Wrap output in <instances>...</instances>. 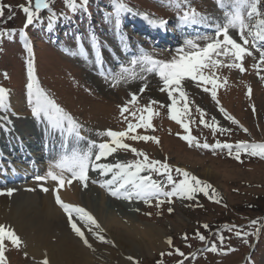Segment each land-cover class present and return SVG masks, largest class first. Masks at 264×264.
<instances>
[{
	"label": "rangeland",
	"instance_id": "1",
	"mask_svg": "<svg viewBox=\"0 0 264 264\" xmlns=\"http://www.w3.org/2000/svg\"><path fill=\"white\" fill-rule=\"evenodd\" d=\"M0 2L11 5L15 10L13 19H6L9 15L7 9H5V18H0V30H14L11 37L0 38V87L5 88L9 93L6 115L13 125L12 128L16 129L20 135V139L27 137L26 139L31 140L36 137L34 141L45 139L44 141L48 143L46 140L48 131L39 129L33 133L30 131L32 127L46 128L44 125L48 120L43 116L34 117L32 106L28 102L27 88L24 85V72L27 73L29 59L24 47L25 40H27L33 49L34 78L37 79L35 80L38 86L65 112L71 111L85 122L82 124L80 121H76L88 132L86 138L80 133L84 137L83 141H77L75 136L66 135L72 150L77 146L81 149L86 148L89 141L96 144L97 141H108L107 136L99 135L108 129L123 131L127 127V122L118 110L131 99L132 93H137L138 102L136 105H129L130 111H137L148 105L151 100L160 102L152 106L154 112L159 113V115H154L151 121L154 130L139 128L136 132L138 135L156 137L159 143L151 140L148 142L125 140V143L145 152L150 159L160 161L167 159V163L173 169L181 168L211 185L208 190L209 195L197 192L191 200L173 197L171 203L163 196L153 198L147 203L135 198L131 201L123 198L111 200L106 197L104 199L106 210L122 215L119 208L122 207L127 212L128 218H130L129 215H133V219L153 224L163 233L165 246L152 255L137 256L134 258L135 264H157L158 261H161L162 264H179L181 260L184 261V264H243L245 258H247L246 264H263L264 158L241 153L240 159L237 160L235 150L232 155H229L227 149H204L196 147L195 144L190 147L181 138L189 133H186L180 124L170 119L167 106L171 104V100L166 92L159 90L162 87V82L158 75L142 73L137 68L135 79H121L116 83L109 77L108 84H105L104 77L98 80L100 71L97 69L96 72V66L94 68L92 56L89 54L93 53L96 48L103 52L108 49L110 54L118 55V51H115L114 47L120 48V45H123L121 49L129 53L120 54L121 57L126 58V67H130L129 60L131 58L138 57L143 52L151 54L155 59L169 61L177 55V49L180 46L159 47L154 45L156 49L153 51L152 43H144V39L139 35L141 33L137 32L142 29L137 26V23L140 25L142 19L145 22H149L151 19H165L167 23L164 27L170 32V27L167 24L176 22L175 15L178 14L179 9L169 7V0H123L132 11L122 13L120 23L117 25L113 0H89L86 9H79L78 14L73 17L71 15L74 13L65 8L64 0H54L52 7L59 18L51 28L48 27L47 13L42 12L43 23L35 22L25 29V16L17 7L24 4L25 0H0ZM180 3L182 6L186 3L192 5V8L202 9L204 13L200 12L201 14L210 16L214 20H223V13L217 8L215 0H180ZM260 10L264 12V0H261ZM61 13L64 15H60ZM145 15L149 18L148 20L144 19ZM110 16V19H106ZM21 31L25 32L24 37L20 35ZM122 34L127 35L129 39L130 36H134L142 43L136 48L122 44L119 42V38H124ZM230 34L236 38L235 31H231ZM93 35L99 43V46L95 48L93 47ZM141 49L144 50L140 51ZM24 54H26L25 65ZM254 57L245 58L246 71L244 73L228 68L215 70L216 74L224 75V80L225 78L227 80L226 84L217 89L219 107H223L228 115L238 121V124H233L225 119L219 111L217 103L213 101L210 92L203 91L197 82L190 79L182 81L183 91L187 93L191 111V116L185 118V122L195 121L189 123L190 134L201 144L204 142L215 144L217 141L233 145L240 141L264 143V79L260 78V76H264V65L261 66L258 76L257 69L253 68V65L258 62L259 53L254 51ZM123 65L125 66V63ZM121 66L119 65V68ZM205 73L212 74L211 70H205ZM224 80H218V82L222 83ZM144 86H146V90L139 94L140 88ZM207 87L211 88V85H207ZM249 87L251 88L250 97L248 95ZM174 95L177 97V107L179 108L183 101L179 99L178 93H174ZM161 104L165 107H160ZM197 107L206 113L204 119L207 123L211 124L215 118L219 127L231 131L223 134L217 131L213 134L211 128H206L199 123ZM253 107L255 112H253ZM2 114L0 112V115ZM3 115L5 116V114ZM125 116L131 120L128 113ZM245 128L248 130L247 133L243 130ZM60 132L66 133V130L60 128ZM9 137L12 138V135ZM48 145L53 146L51 142ZM93 151L95 152V149ZM136 159L138 158L130 151L118 150L104 160V163L127 162ZM207 170L211 175L207 173ZM172 175L176 180L182 179L175 171ZM101 178L106 181L111 179V174L101 176ZM152 178L164 181L165 191L170 190L171 186L166 184L165 177L153 173ZM213 189L215 190L214 196L212 195ZM103 190L104 193L107 191L105 188ZM81 192L86 195L87 201L92 205L98 202V193H102V190L95 183L89 182ZM162 200L163 202L157 206L158 201ZM217 200L219 203L215 202ZM169 209L172 211L170 212ZM253 220L259 221L255 227L250 226ZM203 225H208V228L205 229ZM257 227L259 228L258 236ZM197 232L205 237L203 242L196 236ZM237 232H241L242 235L237 236ZM185 235L187 240L183 239ZM102 236L105 241L110 243L100 241L97 234L92 235L93 241L90 243L92 254L97 255L100 251L101 254H106L107 251L117 250L115 244L106 235ZM256 236L258 239L253 244ZM221 237H223V243H221ZM169 238L173 241L172 246L166 243ZM207 244L208 247L203 251L202 248ZM213 245L216 246L217 251H207ZM136 249L135 246H132L129 251L134 253ZM175 249H180L187 258L175 254ZM196 249L201 250L192 253ZM169 252L173 254L168 255ZM161 253L164 255L162 256ZM25 254L27 253L23 250L22 245L20 249L9 245L5 253L8 264L36 262L31 256ZM104 264L108 263L104 262Z\"/></svg>",
	"mask_w": 264,
	"mask_h": 264
},
{
	"label": "snow or ice",
	"instance_id": "2",
	"mask_svg": "<svg viewBox=\"0 0 264 264\" xmlns=\"http://www.w3.org/2000/svg\"><path fill=\"white\" fill-rule=\"evenodd\" d=\"M54 0H25L24 4L18 5V9L23 12L25 16L24 28L27 29L35 22L43 23L41 16L42 12L47 13L48 27L51 28L52 24L59 18L58 14L53 10ZM218 8L223 13V20H214L212 17L203 15L196 11L188 4L183 6L180 0H169V7H175L182 11V15L179 16L181 25H199L211 28L213 34L200 35L196 39H187L185 46L177 49V55L169 61L155 59L151 54L147 52L141 53L138 57H133L129 60L130 67L121 66V70L118 74L112 75L111 79L118 83L121 79H135L137 76V68L140 72L155 73L158 75L159 80L162 82V87L159 88L161 92H166L171 104L168 105V111L170 113V119L180 124L187 135L181 137L186 141L189 146L195 144L196 147H202L204 149H227L229 155H232L235 150V158L240 159L241 153L249 154L251 156H259L264 158V143H249L246 141L237 142L235 145L217 141L215 144H209L204 142L201 144L194 136L190 134L189 123L195 121L185 122V118L191 116L189 108V102L187 100V93L183 91L182 81L190 79L197 82L198 86L202 87L205 92H210L213 101L217 103L219 111L224 115L225 119L231 121L233 124H238L232 116L228 115L223 107H219V101L217 99V89L226 84L227 80L221 83L218 82V77L215 76V70L217 68L237 69L240 73H244L246 68L244 67V60L246 57H254V51L259 53L258 62L253 65V68L257 69V75L260 74L261 66L264 65V12L260 10L261 0H216ZM88 0H64L65 8L75 13L79 9H86ZM113 8L115 15V23L119 25L120 16L122 13H129L132 10L126 6L123 0H113ZM5 9H7L9 15L6 19L11 20L14 18L15 10L11 5L3 4L0 2V18H5ZM60 15H64L61 13ZM106 17V19H110ZM144 19L149 18L145 15ZM149 22L155 26L163 28L167 21L163 19H151ZM231 31L236 32V38L230 34ZM14 34V30H0V38L4 36L11 37ZM20 35L25 36V32L21 31ZM93 47H98L99 43L95 40L94 35L92 37ZM197 40H203V45L197 43ZM24 47L28 53L29 59L27 62V94L28 102L32 106V115L36 118L41 116L48 120L53 127H59L66 129L69 135L75 136L77 141H83L84 137L80 135L79 125L68 113L60 108L47 94L41 89L35 78L33 68V49L27 40H25ZM187 49V50H186ZM254 50V51H253ZM75 54V53H73ZM255 58V57H254ZM205 70H211V75L205 73ZM143 78V77H141ZM264 79V76H260ZM105 79H108L105 76ZM211 85V88L207 87ZM146 90V86L141 87L139 94H142ZM174 93L179 94V99L183 101L181 107H177V97ZM8 91L0 87V112L6 113L8 109ZM248 95L251 96V88H248ZM33 101H35L33 103ZM138 102V94L132 93L131 99L123 106L120 107V114L127 122V127L123 131H113L111 129L106 130L99 135L107 136L109 140L96 144L95 142H88L86 148L74 147L70 155H64L61 160L56 163L52 169L47 173L46 177H37V180H45L50 178L55 181L59 188H63L65 184L72 185L73 181H79L83 187H87V181L89 180L88 172L91 168L92 171H98L101 176H108L111 174V179L100 183V187L105 188L109 194L116 198H123L131 201L133 198L143 200L145 203L149 202L153 198L160 196L165 197L169 203L172 202L173 197L181 199H193L194 194L202 192L205 195H209L208 190L211 188L210 184H207L196 176L190 174L181 168L173 169L168 163L167 159L164 161L150 159L149 156L134 147H131L125 140L132 141H154L159 143L156 137L148 135L136 134L137 129L144 128L153 129L152 119L154 115H159L158 112H154L153 105H157L160 102L151 100L148 105L143 106L137 111H130L129 105H136ZM160 107H165L161 104ZM196 112L199 113V123L206 128H211L213 134L217 131L221 134L230 132V129L221 128L213 118V122L207 123L204 119L206 113L196 108ZM253 112L255 108L253 107ZM128 113L131 116L129 120ZM139 113V114H138ZM0 119H6L5 116H0ZM247 133V129H243ZM96 149L94 152L93 150ZM118 150L130 151L138 159L133 161L116 163H97L101 160H106L109 156L115 154ZM142 159H139L141 158ZM53 169H59L58 172ZM173 171L182 179L176 180L173 178ZM70 173V177H65L64 173ZM147 173V174H143ZM163 176L166 179V184L170 185V190L165 191V182L154 180L152 174ZM97 183L98 181H92ZM57 189V191H58ZM32 191V189H28ZM13 189H8L7 192H0V195L11 196ZM42 191L48 192V188H42ZM212 195H215V190H212ZM56 204L64 210L68 215V222L72 231L83 241L84 245L91 248L92 245L88 239L85 238L84 232L78 227L77 223L73 221L72 215L76 214L77 218L89 226H94L100 232L103 229L97 223L96 219L80 206L71 205L62 201L61 197L57 194L55 197ZM163 201H158L162 203ZM219 203V201H215ZM171 212L172 209H169ZM259 221L253 220L250 226H257ZM205 229L208 225H203ZM259 228H256L258 234ZM241 232H237V236H241ZM196 236L201 242L205 240L203 235L199 232ZM97 237L100 241H105L102 235ZM183 239L187 240L185 235ZM223 243V237L220 238ZM21 238L10 227L0 224V264H8L7 257L5 255L9 245L13 248L20 249L22 245ZM166 243L172 246L173 241L169 238ZM207 251L216 252L215 245L209 247ZM172 255V252L167 253ZM175 254L180 257H185V253L180 249H175ZM27 255V254H25ZM163 256L164 253H161ZM128 260L134 261V258L129 256ZM41 264H50L46 257L41 261ZM135 264V261H134ZM157 264H162L158 261ZM179 264H184V261H179Z\"/></svg>",
	"mask_w": 264,
	"mask_h": 264
},
{
	"label": "bare ground",
	"instance_id": "3",
	"mask_svg": "<svg viewBox=\"0 0 264 264\" xmlns=\"http://www.w3.org/2000/svg\"><path fill=\"white\" fill-rule=\"evenodd\" d=\"M174 27L178 31H182L181 25L175 24ZM162 32L165 34V30L162 29ZM95 50L97 49L95 48ZM8 122L7 119H0V126L7 127ZM82 130L86 133L84 129ZM84 137L86 138V136ZM38 156L39 154L34 152L32 157L38 159ZM58 162L50 160L44 164L34 161L27 164L17 162L19 164L11 165L10 178L5 175L8 173L5 169L2 171L3 174L0 172V177H2L0 178V192L6 193L8 189L14 190L11 196L0 195V224L10 227L21 238L23 250L36 260L31 264H41L45 254L50 264H104V262L108 264H134V261L128 260L127 257L136 258L137 256L152 255L165 246L163 233L157 226L139 222L137 219H133V215H129L130 218L132 217L131 219L128 218L125 209L117 204L116 206L120 208L122 215L106 210L104 207L106 197L101 192L98 193V202L91 205L87 201L86 195L81 192L78 181H73L72 185L65 184L63 188L59 189L56 182L50 178H47L49 183L45 184V187L42 184L37 185L33 181L24 179L17 184L9 182V179L15 180L19 176L26 177L32 172L46 177L48 171ZM101 162L102 160L97 163ZM53 170L59 171V169ZM207 171L211 175L209 170ZM64 175L70 177L71 174L65 172ZM93 177L98 181V175ZM42 188H48L49 191L44 192ZM28 189H32V191ZM57 194L65 203L84 208L103 229L100 232L94 226L86 225L73 213V221L84 232L89 243L93 241L92 235L94 234L106 235L115 244L117 250L107 251L106 254H101L99 250V254H92L91 249L86 247L83 241L72 231L68 222V215L56 204L55 197ZM132 246L137 248L134 253L129 251Z\"/></svg>",
	"mask_w": 264,
	"mask_h": 264
}]
</instances>
